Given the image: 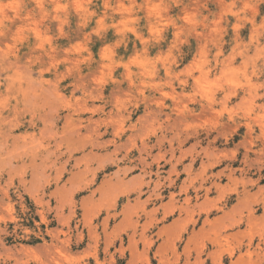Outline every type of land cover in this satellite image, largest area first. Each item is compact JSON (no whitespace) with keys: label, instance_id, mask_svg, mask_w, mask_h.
<instances>
[{"label":"rangeland","instance_id":"obj_1","mask_svg":"<svg viewBox=\"0 0 264 264\" xmlns=\"http://www.w3.org/2000/svg\"><path fill=\"white\" fill-rule=\"evenodd\" d=\"M261 5L0 0V264H264Z\"/></svg>","mask_w":264,"mask_h":264},{"label":"snow or ice","instance_id":"obj_2","mask_svg":"<svg viewBox=\"0 0 264 264\" xmlns=\"http://www.w3.org/2000/svg\"><path fill=\"white\" fill-rule=\"evenodd\" d=\"M261 8L264 9V5H261Z\"/></svg>","mask_w":264,"mask_h":264},{"label":"bare ground","instance_id":"obj_3","mask_svg":"<svg viewBox=\"0 0 264 264\" xmlns=\"http://www.w3.org/2000/svg\"><path fill=\"white\" fill-rule=\"evenodd\" d=\"M76 4V3H75ZM80 7V6H79ZM231 247V246H230Z\"/></svg>","mask_w":264,"mask_h":264}]
</instances>
